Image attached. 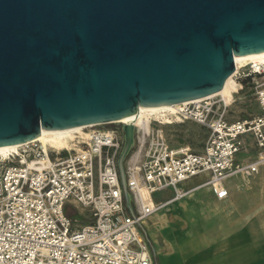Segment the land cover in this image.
I'll return each instance as SVG.
<instances>
[{
	"label": "water",
	"instance_id": "1",
	"mask_svg": "<svg viewBox=\"0 0 264 264\" xmlns=\"http://www.w3.org/2000/svg\"><path fill=\"white\" fill-rule=\"evenodd\" d=\"M249 53L264 54V0H0V148L206 97Z\"/></svg>",
	"mask_w": 264,
	"mask_h": 264
},
{
	"label": "built area",
	"instance_id": "2",
	"mask_svg": "<svg viewBox=\"0 0 264 264\" xmlns=\"http://www.w3.org/2000/svg\"><path fill=\"white\" fill-rule=\"evenodd\" d=\"M233 84V95L243 84L253 89L259 113L234 119L235 99L226 104L211 96L131 122L124 175L132 213L117 165L126 123L84 126L66 137L64 148L32 140L0 154V264H154L141 227L190 192L179 188L182 182L208 174L202 186L224 199L226 179L250 176L264 164V65L237 69ZM185 121L206 130L200 151L169 142L163 126ZM247 135L260 150L250 163L237 161ZM167 189L173 198L155 201ZM68 207L86 208L88 222L77 224Z\"/></svg>",
	"mask_w": 264,
	"mask_h": 264
},
{
	"label": "crops",
	"instance_id": "3",
	"mask_svg": "<svg viewBox=\"0 0 264 264\" xmlns=\"http://www.w3.org/2000/svg\"><path fill=\"white\" fill-rule=\"evenodd\" d=\"M259 152L247 135L237 161L253 162ZM207 179L208 174H200L182 182L179 188L190 192L168 203L141 227L153 263L264 264V164L250 176L226 179L224 199L202 186ZM192 180L198 181L191 184ZM165 191L169 195L156 199V192L155 201L173 198L172 189Z\"/></svg>",
	"mask_w": 264,
	"mask_h": 264
},
{
	"label": "rangeland",
	"instance_id": "4",
	"mask_svg": "<svg viewBox=\"0 0 264 264\" xmlns=\"http://www.w3.org/2000/svg\"><path fill=\"white\" fill-rule=\"evenodd\" d=\"M248 67V66H247ZM262 66H260L261 68ZM234 102L229 106L230 115L234 119L250 118L260 112L255 101L254 91L248 84H243L242 89L235 92ZM163 129L172 145L183 144L190 145L195 151H200L205 141L206 130L192 121L176 122L163 126ZM174 147V146H173ZM249 149V147H248ZM198 180H192L194 183ZM169 195L167 191H159L155 194L156 199L165 198ZM68 207V213L76 217L77 224H85L89 220V212L86 208Z\"/></svg>",
	"mask_w": 264,
	"mask_h": 264
},
{
	"label": "bare ground",
	"instance_id": "5",
	"mask_svg": "<svg viewBox=\"0 0 264 264\" xmlns=\"http://www.w3.org/2000/svg\"><path fill=\"white\" fill-rule=\"evenodd\" d=\"M234 60L236 62V68L235 70L227 77L225 80L223 87L218 90L215 93H212L206 97H211V96H219L224 103L229 104L234 96L232 94V90L235 88L233 84V75L235 71L241 67L245 66H251L254 69H259L260 66L264 65V54H258V53H249V54H244L243 56L235 55ZM203 98V97H202ZM200 99V98H197ZM195 100V99H194ZM190 102V101H188ZM179 104V103H177ZM177 104H172L169 106H162V107H139L138 110V117L136 119H132L131 117H126L120 120H117L115 122H121V123H131L133 121H138L140 124H143L146 120L148 115L150 114H156L162 111H170L175 109ZM84 126H78V127H73L69 128L67 130L61 131V132H56V133H50V134H45L42 136H38L34 140H40L44 144H49L50 146L54 148H64L67 146V139L66 137L71 135V132L76 131ZM18 145H9L5 147L0 148V154L3 155L6 151L11 150L16 148Z\"/></svg>",
	"mask_w": 264,
	"mask_h": 264
},
{
	"label": "trees",
	"instance_id": "6",
	"mask_svg": "<svg viewBox=\"0 0 264 264\" xmlns=\"http://www.w3.org/2000/svg\"><path fill=\"white\" fill-rule=\"evenodd\" d=\"M68 213V212H67Z\"/></svg>",
	"mask_w": 264,
	"mask_h": 264
}]
</instances>
